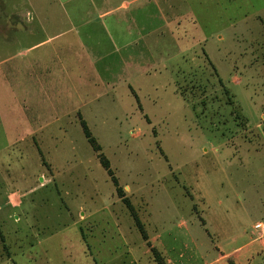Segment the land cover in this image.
Listing matches in <instances>:
<instances>
[{
  "label": "rangeland",
  "instance_id": "1",
  "mask_svg": "<svg viewBox=\"0 0 264 264\" xmlns=\"http://www.w3.org/2000/svg\"><path fill=\"white\" fill-rule=\"evenodd\" d=\"M20 3L0 0V264H264V0H147L143 72L122 43V80L56 89L2 67L27 45ZM98 39L82 49L114 50Z\"/></svg>",
  "mask_w": 264,
  "mask_h": 264
},
{
  "label": "crops",
  "instance_id": "2",
  "mask_svg": "<svg viewBox=\"0 0 264 264\" xmlns=\"http://www.w3.org/2000/svg\"><path fill=\"white\" fill-rule=\"evenodd\" d=\"M20 2L22 3L19 5L24 9L33 8L35 12L34 16L28 18L23 16L22 19L29 27L24 34L26 37L24 43L27 45L18 48L16 59L5 61L2 65L4 67L15 61V70L18 69V73L22 75L20 80L26 81L27 76L34 77L43 87L55 89L62 88L61 85L67 82L70 83L69 87L73 88L72 80L78 81V84L80 80L83 81L80 84L82 86L101 83L104 87L105 81H119L123 78L119 72L120 68L114 63L118 62L122 54L120 50L122 45L128 48L130 56L136 58L138 64H127V68L133 70L132 67L136 65L134 69L139 73L147 68V64H151L154 49L158 48L159 37L156 33L163 25L162 16L147 6V0H20ZM60 9L67 10V14H59L62 13ZM113 9L116 10L112 11ZM126 10L128 11L125 12ZM65 25H71L68 29L70 31L58 33L57 28L65 30ZM104 37L110 38L114 44V50L109 54L97 58L94 55L93 58L87 50L82 49V39L86 40L88 45H92L99 41L98 38ZM36 39L42 41L35 42ZM127 55L129 57V54ZM107 61L112 63L107 64ZM124 70V73L130 72L126 68ZM96 72L99 74V80L97 77L85 80V75ZM83 93L84 95H80V102L83 96H87L85 91ZM77 94L72 92L71 96L79 99ZM56 110L57 104H54L53 111L57 112Z\"/></svg>",
  "mask_w": 264,
  "mask_h": 264
},
{
  "label": "trees",
  "instance_id": "3",
  "mask_svg": "<svg viewBox=\"0 0 264 264\" xmlns=\"http://www.w3.org/2000/svg\"><path fill=\"white\" fill-rule=\"evenodd\" d=\"M81 125H82L83 131H84V135H85L86 139L88 140V142L90 143V145L92 146L93 151L99 154V159H100L101 165L108 172L109 176L112 177L114 185L117 188L118 196L123 200L124 204L126 205L128 210L130 211V213H131L132 217L134 218L135 223H136L143 239L148 241V236L144 230V227H143L141 221L139 220V218H138L133 206L131 205L130 201L128 200V198H126L124 191L119 187L117 179L113 176V173H112L111 167H110V162L103 155L101 146L98 144L96 139L93 137L87 123L82 119H81ZM152 253L155 257V261L157 264H166L165 261L163 260V257L161 256V254L155 248H152Z\"/></svg>",
  "mask_w": 264,
  "mask_h": 264
},
{
  "label": "built area",
  "instance_id": "4",
  "mask_svg": "<svg viewBox=\"0 0 264 264\" xmlns=\"http://www.w3.org/2000/svg\"><path fill=\"white\" fill-rule=\"evenodd\" d=\"M258 229L262 235H264V223L260 226H258Z\"/></svg>",
  "mask_w": 264,
  "mask_h": 264
}]
</instances>
